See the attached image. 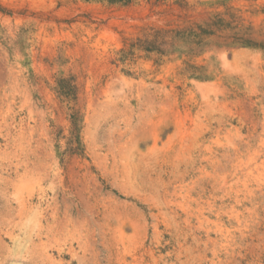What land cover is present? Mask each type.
Instances as JSON below:
<instances>
[{
    "label": "rangeland",
    "instance_id": "rangeland-1",
    "mask_svg": "<svg viewBox=\"0 0 264 264\" xmlns=\"http://www.w3.org/2000/svg\"><path fill=\"white\" fill-rule=\"evenodd\" d=\"M0 264H264V0H0Z\"/></svg>",
    "mask_w": 264,
    "mask_h": 264
}]
</instances>
